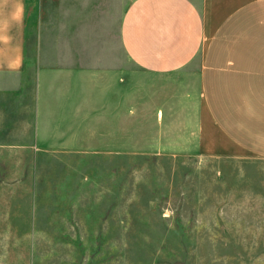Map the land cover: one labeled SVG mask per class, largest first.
I'll use <instances>...</instances> for the list:
<instances>
[{
  "label": "rangeland",
  "instance_id": "rangeland-1",
  "mask_svg": "<svg viewBox=\"0 0 264 264\" xmlns=\"http://www.w3.org/2000/svg\"><path fill=\"white\" fill-rule=\"evenodd\" d=\"M132 1L104 0L99 27L112 55L116 21ZM61 4L27 0L30 55L41 46L53 54L63 43L57 33L86 29ZM165 124L157 128L146 111L130 114L121 135L102 119L81 125L78 138L88 131L93 151L4 150L1 142L0 264H264V158L174 150L181 142L174 146Z\"/></svg>",
  "mask_w": 264,
  "mask_h": 264
},
{
  "label": "crops",
  "instance_id": "crops-1",
  "mask_svg": "<svg viewBox=\"0 0 264 264\" xmlns=\"http://www.w3.org/2000/svg\"><path fill=\"white\" fill-rule=\"evenodd\" d=\"M26 2L0 0L4 150L93 151L88 131L78 138L81 125L102 119L121 135L130 114L149 111L157 128L166 119L174 146L180 140L174 150L264 158V0H133L116 21L114 55L99 27L109 13L104 0H64L86 29L57 33L63 43L53 54L41 46L30 55Z\"/></svg>",
  "mask_w": 264,
  "mask_h": 264
}]
</instances>
